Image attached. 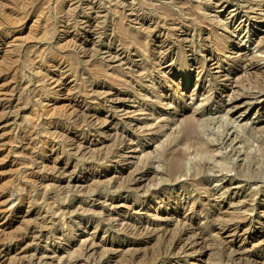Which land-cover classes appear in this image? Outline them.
I'll use <instances>...</instances> for the list:
<instances>
[{
	"label": "rangeland",
	"instance_id": "1",
	"mask_svg": "<svg viewBox=\"0 0 264 264\" xmlns=\"http://www.w3.org/2000/svg\"><path fill=\"white\" fill-rule=\"evenodd\" d=\"M0 76L4 264H264V0H0Z\"/></svg>",
	"mask_w": 264,
	"mask_h": 264
},
{
	"label": "bare ground",
	"instance_id": "2",
	"mask_svg": "<svg viewBox=\"0 0 264 264\" xmlns=\"http://www.w3.org/2000/svg\"><path fill=\"white\" fill-rule=\"evenodd\" d=\"M231 14V12L229 13ZM234 20V19H233ZM232 22V21H231ZM222 24V23H221ZM229 25V24H228ZM241 26V24H239ZM217 26V25H216ZM220 28L222 29H226L228 27H226V25H222L220 26ZM216 29H218L216 27ZM217 31V30H216ZM230 40V39H229ZM225 39L222 41L221 43V46L223 47L225 45ZM229 43V42H228ZM220 46V45H219ZM172 51V50H171ZM149 52V51H148ZM163 53V52H162ZM171 53V52H170ZM149 55V54H148ZM196 61V60H195ZM199 62V61H198ZM189 64V63H188ZM244 67V66H242ZM154 68V67H153ZM179 68V67H178ZM186 69V68H185ZM241 69V68H240ZM184 70V69H183ZM262 70V69H261ZM151 71V70H150ZM245 71V70H244ZM7 72V71H6ZM146 72V71H145ZM57 74V73H56ZM64 74V73H63ZM200 74V73H199ZM7 75V74H6ZM66 76V74H64ZM151 75V74H150ZM8 76V75H7ZM1 77V76H0ZM60 77V76H59ZM4 78V77H3ZM6 78V77H5ZM62 79V77H61ZM178 85V84H177ZM260 86V85H259ZM247 87V86H246ZM253 87V86H252ZM151 89V88H150ZM252 89V88H251ZM263 89V88H262ZM262 91V90H261ZM251 92V91H250ZM255 93V92H254ZM118 94V93H117ZM257 94V93H256ZM159 99V100H158ZM160 97L159 98H156V101H152L151 102V106H155V107H162V103L160 101ZM122 100V99H121ZM158 100V101H157ZM162 100V99H161ZM12 101V100H11ZM164 101V100H163ZM18 102V100H17ZM164 103V102H163ZM16 105L19 104V103H15ZM1 106H4V105H1L0 104V107ZM12 107V106H11ZM10 107V109H11ZM15 107V106H14ZM13 107V108H14ZM3 109V108H2ZM206 110V109H205ZM17 111V110H16ZM153 111V110H152ZM2 112V111H1ZM0 112V113H1ZM4 112V111H3ZM15 112V111H14ZM12 113L10 112V115ZM18 114V113H17ZM3 115V114H2ZM8 115V114H7ZM9 115V116H10ZM192 115V114H190ZM18 116V115H17ZM204 116L203 112H200L199 114H193L192 117H191V124H190V129H182L183 131H187L188 134L185 135V137H183V139L180 140V142L178 143L179 145L181 146H177L176 150H175V153L176 156L174 158V161H172V165H171V169L173 168V170L179 172L182 170V162L186 159L187 156H191L192 154H194V156H196V159H197V156L198 157H201V158H204L205 155H208L209 153H214L215 152V149L217 144H216V140H213V139H205V135H206V132L208 131V127H209V119H202V117ZM7 117V116H6ZM11 117V116H10ZM16 117V116H15ZM166 117V116H165ZM208 117V116H207ZM167 118V117H166ZM169 118V117H168ZM107 122V121H106ZM211 122V121H210ZM223 122V121H222ZM221 122V123H222ZM179 124V123H178ZM186 124V123H185ZM212 124V123H211ZM224 124V123H223ZM189 125V123H188ZM187 125V126H188ZM211 126V125H210ZM181 128V127H180ZM243 128V127H242ZM194 129V134L190 131ZM228 129V128H227ZM117 130V128H116ZM174 130V129H173ZM180 130V129H179ZM229 130V129H228ZM109 131H112V130H108ZM172 132V130H171ZM260 132V131H259ZM177 133V131H176ZM175 133V134H176ZM181 133V132H180ZM192 133V135H191ZM213 133V132H211ZM172 134V133H171ZM209 134V133H208ZM207 134V135H208ZM173 135V134H172ZM224 135V134H223ZM219 136V135H218ZM227 136V135H226ZM171 137V136H170ZM235 137V135H234ZM168 138V137H167ZM216 139V138H215ZM173 140V139H172ZM222 140V138H221ZM225 141V140H224ZM171 142V141H170ZM175 142V141H174ZM219 143V140L217 141ZM175 144V143H174ZM167 145V144H166ZM169 145V144H168ZM173 145V144H172ZM224 145V143H223ZM219 146V144H218ZM262 148V147H260ZM260 151H262L260 149ZM219 152V151H218ZM217 152V153H218ZM221 152V151H220ZM247 152V151H246ZM173 153V152H172ZM264 153V152H263ZM174 156V155H173ZM256 156V155H255ZM207 157V156H206ZM258 157V156H257ZM189 158V157H188ZM251 159V158H250ZM199 160V159H198ZM221 161V160H220ZM219 161V162H220ZM254 161V159H253ZM252 161V162H253ZM250 161V163H252ZM202 163V162H201ZM208 163V162H207ZM210 163V162H209ZM223 163V162H222ZM261 163V162H260ZM199 164V163H198ZM197 165V164H196ZM255 165V164H254ZM260 165V164H259ZM200 166V165H199ZM60 167V166H59ZM201 167V166H200ZM57 168V166H56ZM195 168V166H194ZM55 169V168H53ZM58 169V168H57ZM61 169V168H60ZM198 170V169H197ZM155 171V170H154ZM174 171V172H175ZM184 171V170H183ZM53 172V171H52ZM173 172V173H174ZM188 172V171H187ZM193 172V171H192ZM56 173V172H55ZM177 174V173H176ZM187 174V173H185ZM198 174V172H197ZM240 174V173H239ZM179 175V174H177ZM188 175V174H187ZM176 176V175H175ZM177 177V176H176ZM188 177V176H187ZM196 183V182H195ZM12 197V195H11ZM9 197V198H11ZM13 198V197H12ZM22 198V197H21ZM14 199V198H13ZM13 199H10L12 201H14ZM9 200V199H8ZM18 201V199H17ZM16 201V203H17ZM20 201V199H19ZM23 201V198L21 200V202ZM15 203V201H14ZM10 204H13V203H10ZM15 205V204H14ZM5 211V210H4ZM2 212V210H1ZM127 223V221H122L119 223L120 226H124L125 224ZM186 223V222H185ZM191 223V222H190ZM131 225V224H130ZM129 225V226H130ZM135 227H132L131 230H132V234H134L135 236H142V233H146V226L141 227V226H136L134 225ZM149 228V227H148ZM170 229V228H169ZM168 229V230H169ZM126 230V229H125ZM167 230V229H166ZM163 231V233H161V235L159 236L158 235V239H160L161 241V244L157 245L158 248L154 251H151V248L148 246H150L149 244L151 243V241H153V239H157V237H155V235H153L152 237L148 238L143 245H146L147 246V249L141 253H137L139 251H137L136 253H132V256H131V260H130V264L135 262L140 256L141 258L143 257L144 260H145V263L147 264H166L167 262H170V260H172V257L175 253V250L176 249H181L183 247H185V245H190L191 246V249H194L195 248V245L196 244H199L200 240L201 241H204V235L203 233L200 231V230H197V231H193L192 232V238H189L187 240L183 239L182 235H178L177 237L173 235V233L171 234L170 232V235L167 234L168 232ZM122 231H124V228L122 229ZM144 231V232H143ZM149 231V230H148ZM181 231V230H180ZM150 232V231H149ZM175 232V230H174ZM125 233V232H124ZM131 233V232H130ZM179 233V232H177ZM150 234V233H149ZM206 238V237H205ZM139 242V241H138ZM159 242V241H158ZM140 244V243H139ZM139 244H134L135 246H138ZM168 245V246H167ZM145 246V247H146ZM197 246V245H196ZM204 246V245H203ZM133 247V246H132ZM166 247H170L169 249ZM199 247V246H197ZM135 248V247H134ZM133 249V248H132ZM142 249V248H141ZM144 249V248H143ZM164 249H166L168 252H166ZM122 250V249H121ZM134 250V249H133ZM140 250V249H139ZM132 251V250H131ZM135 251V250H134ZM132 251V252H134ZM7 255V253H4V254H0V264H4L5 260H4V257ZM192 258V257H191ZM187 259V263H190L193 259ZM195 258V257H194ZM143 261V260H142ZM255 261H259L258 259H255ZM136 263V262H135ZM124 264V263H122ZM127 264V263H126Z\"/></svg>",
	"mask_w": 264,
	"mask_h": 264
}]
</instances>
